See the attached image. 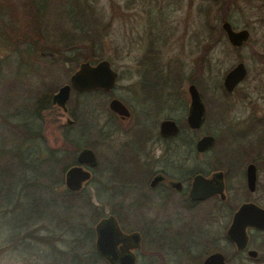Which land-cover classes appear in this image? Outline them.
Returning <instances> with one entry per match:
<instances>
[{"label": "rangeland", "instance_id": "rangeland-1", "mask_svg": "<svg viewBox=\"0 0 264 264\" xmlns=\"http://www.w3.org/2000/svg\"><path fill=\"white\" fill-rule=\"evenodd\" d=\"M91 1L95 3L96 9L103 13L105 21L110 22V27L107 29L108 32L103 41L102 57H100L99 60L103 58L109 59L112 67L118 72V87L115 90V95L117 97L135 104L136 110L142 108L143 103L141 104L139 99L144 97L143 92H138L137 95L134 96L129 87L134 82L136 83L138 81L137 77L144 75L145 70L148 68L146 62L149 59L145 56H151L148 51L151 32L160 36L158 40L161 43V45H159L160 51L156 54L160 61H156V63L159 66L162 65L163 70L161 74L169 75V68L172 69L176 62L179 64L177 72L182 75L181 77H183V80L178 90L180 94L178 95L179 98L176 99L177 107L173 109L172 106L174 101H166V95L148 91L151 92L150 95H152L149 100L150 114L149 116L141 115L146 123H149V121L154 123L163 115L172 116L181 122L186 121L188 104L190 101L187 87L192 83L190 81L191 78L198 74L195 73L191 75L196 69V57L199 55H203L206 60L210 57L211 69L208 70L207 68L209 61H204L202 74H198L195 78L196 82L193 83H195L198 88H202L201 92H203L205 98L208 99V105L210 103L213 109H215V103H218L222 97L218 82L222 83L225 72L229 68L238 63V61H243L250 69V79L255 73L257 64L255 62L256 59L253 50L256 47L259 48L258 45L264 42L260 41V38L264 37V0H225V5L229 4V7L225 10L227 11L226 19L230 21L233 28L236 30L244 27L250 30L251 36L248 41L249 43L243 48L234 49L229 45L225 37V42L219 41L207 51L203 48H197V35H202L204 22V16L199 13L198 7L200 5L202 9L207 7L210 3L208 0ZM0 2H5L10 7H15L16 10L20 9L18 12L19 16L17 17L18 23L20 24V20L24 19V15L21 13L23 11L22 7L27 0H0ZM49 5L51 9L60 7L64 13H67L70 9L67 0H50ZM48 17L54 29L58 30L56 31L57 36L60 35L62 27H67L70 24L68 23V18H63L66 17L65 15L62 17L59 16L61 20L56 17L55 13L49 14ZM25 18L28 19L29 17L27 16ZM71 18L79 19V17L76 16ZM210 22L212 24L218 22L221 26V14L216 8L211 12ZM79 24L82 23L79 22ZM22 57L24 59H29L32 55L15 51L11 45L6 44L5 36L0 34V87L3 81L5 84L11 81L10 88L13 90V95L17 97H20L24 92L25 87L23 86V80L25 86H27L29 82V79L23 78L24 76L29 78V72L33 74L31 78L32 84H30L31 89L33 87L35 89L37 83L43 82L46 79L51 83H57L56 86L58 88L60 85L68 83L70 75L77 69L69 72L67 75L66 72L69 69V63H65V65H60L59 68L55 69L57 76L45 78L38 74V72H43L41 69L43 65L37 66L38 72H31V63L22 65V67L18 68L22 63ZM34 67L36 68L35 65ZM104 98L105 97L102 95H97L95 93L87 95L82 94L79 96L72 93L68 105L69 107H73L79 101L88 103L91 107H97L101 106L100 103L106 100H104ZM154 106L157 108H154ZM168 106L170 107L169 109ZM163 107H165L164 114L160 115ZM208 112L206 111V119L202 128L195 131L187 130L186 128L182 129L181 139L182 137L187 139L191 138L194 143L196 139L207 134V132H212L221 136L220 125L212 118L214 116L209 115ZM94 113L93 111V115L87 118V120L92 123L94 121ZM108 114L109 111L105 109L99 116L96 113V117L98 116V119H102V117ZM66 119L67 115L62 112L61 108H57L56 105L47 111L45 121L46 123L47 121L51 122V124L47 125L45 131L46 138L49 141L48 146L52 147V144L55 143L57 138H60V125L64 124ZM2 134H4V138L7 137V133L0 130V139ZM81 141L82 143L94 145L95 130L91 129L85 131ZM7 144L9 146L11 143L8 142ZM108 144H105L101 148L99 147L101 153L103 151L104 156L107 158L112 156L118 142ZM44 145L47 146V142ZM10 147L13 146L11 145ZM193 154H189L186 148L180 147L178 150V155L181 159L186 156V159H219L220 157L219 153L214 150L200 157H195ZM25 159H28L27 161L29 164L24 172L20 171L14 175L13 173H9L8 169L7 174L2 176L5 180H1L2 177H0V184L2 185L1 190L4 193L2 196L3 200L13 196L15 187L20 185L21 182L27 183L25 189L27 199L22 206L14 212L5 213L0 216V247L3 248L0 256V264H45L46 262L49 264L77 263L78 257L75 253L80 252V247L71 248V252H65L60 249L68 245L66 239H70L71 234L69 231L64 232V230H62L64 227L62 222L53 218L55 215L62 214L65 211L66 206L63 205V197L56 196L54 191L43 189L42 186H39L37 184L38 169L36 166H33L36 165V161L27 157H25ZM7 162L3 163V167H9L10 163ZM41 170H46V166H41L40 171ZM41 184L46 185L45 177ZM95 185L94 181L89 182L85 192L91 196V200L97 205V209L103 211V215L108 214L111 212L109 195L98 194ZM60 188H65L64 183ZM35 195H40L42 199V203H40L38 207L42 211V218L45 219L44 221L49 229L46 226L37 229L38 224H35L28 228H21L19 236L16 237L18 228L25 222L26 215L34 214L31 209L37 210L31 204V198ZM198 214L200 215L201 212H198L197 215ZM186 217L187 216L182 215L181 221L187 220L188 217ZM228 224L229 218L225 217V255L227 258L229 257L228 262L230 264H262L259 260L250 259L246 257V255H234L232 257L234 247L226 237ZM128 229H137L141 231L143 227L133 225L127 227V230ZM144 230H146V228H144ZM156 230L159 236L156 235L155 241H152V238L150 239L151 241L147 238L145 240L147 249L152 251L157 250L162 254V256L158 258L156 264H192L189 255H199L203 253L206 248H210L211 245L223 246L221 239V221H215L213 224L205 227L199 220H196V222L190 226L189 230L180 227L179 224H176V226L170 228L167 232L165 230V232H163L160 228ZM30 231L44 237H49L46 235H53L56 243H48L47 245L44 242H38L35 238H33V240L32 237L26 236V233ZM193 231L197 234L196 238H193V234L191 233ZM23 235H25V237L22 238ZM152 235L153 234L150 236ZM60 237H65L66 239L60 242ZM166 238L167 240H165ZM263 239L264 236L254 234V243L260 244ZM161 240H165V242L162 244L160 243ZM148 261L149 259L147 256L139 257L138 264H147ZM199 263L200 260H197L194 264Z\"/></svg>", "mask_w": 264, "mask_h": 264}, {"label": "flooded vegetation", "instance_id": "flooded-vegetation-1", "mask_svg": "<svg viewBox=\"0 0 264 264\" xmlns=\"http://www.w3.org/2000/svg\"><path fill=\"white\" fill-rule=\"evenodd\" d=\"M241 29L248 31V37L240 46H233L228 42L234 49L243 48L249 43L250 30L245 27ZM225 37L227 39L226 34ZM260 41H264V37L260 38ZM258 47L253 50L257 64L253 77L250 79L249 67L243 61H238V63H243L245 74L230 90L225 86V92L221 94L220 101L215 103V109L210 103L208 105V99L202 96L194 83L205 106V119L206 111H210L208 114L214 116L212 118L221 127L220 159H181L178 155L182 129H185L183 127L195 131L201 129L203 124L193 129L186 121L183 125L180 120L165 115L160 116V119L154 123L151 121L146 123L143 120L141 115L149 116L150 114L149 100L152 95L148 91L166 95V101H174L173 109L177 107L176 99L180 94L178 90L183 77L161 74V68L149 69V64L156 63L157 59L147 60L148 68L145 74L137 77L138 81L129 87L134 96L138 92H143L144 97L139 99L141 104L143 103L142 108L138 110L132 102L115 95L119 75L109 90L96 88L84 92L71 91L70 97L72 93L82 95L96 91L95 94L102 95L105 97L104 100L106 99L100 103L101 106L95 109L93 123L87 120L88 116L84 114V103L78 101L72 107V112L67 104V111L64 113L67 119L64 123L63 135L67 138L77 137L80 142L87 124H93V130H95V150L93 151L97 157L96 165L92 168L85 164L81 165L89 170L90 178L83 182L80 190H86L87 184L94 181L98 194L109 195L111 206V212L102 215L100 219L113 215L123 232H139L140 247L132 249L136 257L135 264H138L139 257L147 256L150 261L151 259L158 260L162 256L161 252L146 248V238L148 240L152 238V241H155L156 235L159 236L157 228L167 232L179 224L180 227L189 230L196 220H199L205 227L215 221H221L222 227L223 246L211 245L210 248H206L205 251L210 250V252L202 259L204 260L207 255L215 251H220L226 257L225 217L229 218L230 224L234 212L245 203H254L264 209V42ZM236 64L225 72V77ZM113 98L121 100L127 106L130 112L128 117H122L111 110L109 103ZM219 105L223 106L221 113L217 112ZM154 108L157 107L154 106ZM105 109L109 111V114L98 119L99 114ZM164 110L165 107L160 115L164 114ZM168 119L177 124L178 131L174 134L163 135L160 132V125L163 120ZM207 134L213 135L216 140L214 133L207 132ZM198 139L193 143V156H204L213 150L215 140L213 145L205 151H197L195 144ZM112 142H118L119 146L117 145L112 156L107 158L103 151L101 153L99 147ZM78 164L77 159H74L65 172L71 166ZM198 175L202 176L199 180L196 179ZM193 186H197V189L203 187L204 193L209 194L203 198H192L190 192ZM198 212L201 214L197 215ZM182 215L187 216V220L181 221ZM133 225H139L143 227V230H127V227ZM246 231L248 241L243 249H237L226 236L234 247L232 257L246 255L255 260L260 254L259 245L262 242L254 243V234L260 235L264 233V230L248 227ZM191 233L193 238L197 237L194 231ZM151 234L153 235L150 236ZM165 240H161L160 243L163 244ZM250 249H255L257 256H249L248 250Z\"/></svg>", "mask_w": 264, "mask_h": 264}, {"label": "trees", "instance_id": "trees-1", "mask_svg": "<svg viewBox=\"0 0 264 264\" xmlns=\"http://www.w3.org/2000/svg\"><path fill=\"white\" fill-rule=\"evenodd\" d=\"M208 1L210 3L207 7L203 9L201 5L198 7L199 13L204 16V22L202 35H197V48H203L206 51L219 41L225 42V33L220 24L218 22L214 24L210 22L212 10L216 8L223 20L227 18V11L225 10L229 7V4L225 5V0ZM67 2H69L70 9L67 13H64L60 7L51 9L49 5L50 0H27L22 7L23 11L21 10L24 19L20 20V24L17 19L20 9L16 10L15 7L13 8L5 2H0V34L5 36L6 44L11 45L19 53L24 52L25 54L32 55L29 59L22 57V63L18 68L31 63V72H38L37 66L43 65L41 66L43 72H38V74L41 77L47 78L57 76L55 69L59 68L60 65H65V63H69V69L66 72L68 75L69 72L77 68V65L81 61L95 63L102 57L103 41L107 35V29L110 27V22L105 21L103 13L96 9L95 3L91 0H67ZM52 13H55L58 18L65 15L66 17L63 18L69 19L68 23L70 24L67 27L61 28L62 31L59 36L56 35V31L58 30H55L49 21L48 15ZM27 16L29 17L28 19L25 18ZM75 16L79 17V19L71 18ZM79 22L82 24H79ZM150 35L148 51L151 56L146 55L145 57L152 61L155 59L158 61L159 58L156 54L160 51L159 45L161 43L158 41L160 36L153 32ZM204 61H209L207 68L208 70L211 69L210 57L206 60L203 55H199L196 57V69L191 75L195 73L202 74ZM154 68H161L163 70L162 65L159 66L157 63L149 65V69L153 70ZM178 69L179 64L176 62L172 69L169 68L168 74L181 77L182 75L177 72ZM198 74L192 77L190 81L196 82L195 78ZM32 75L29 72V78L23 77L29 79V82L25 86L23 80L25 89L23 93L21 92L20 97L13 95V90L10 88L11 81H8L7 84L3 81L0 87V130L7 133L6 138L2 134L0 139V177L6 175L8 169L9 173H13L14 175L20 171L24 172L29 164L28 159H25V157L36 161V165L33 166H36L38 169L37 184L42 186L43 189L54 191L56 196L63 197V205L66 206L62 214L53 217L57 221L62 222L64 226L62 230L64 232L69 231L71 234L70 239L60 237V242L66 239L68 243L67 246L60 249L65 252H71V248L80 247V252L75 253L78 257V262L74 264H108L98 255L94 247V225L103 215V211L97 209V205L92 202L91 196L85 192L86 190L71 192L66 187L64 189L60 188L64 183L63 172L76 159L78 150L81 147H90L95 150V146L89 143H82V141L79 142L77 137H65L63 135L64 124L60 125V138H57L52 147L48 146L49 141L46 138L45 131L47 125L51 124V122L47 121L46 123L45 115L48 110L55 106L52 103V95L57 90V83H51L46 79L43 82L37 83L35 89L34 87L31 89ZM218 84L221 92H225L222 83L218 82ZM199 90L201 92L202 88L199 87ZM91 93H96V91L84 94ZM201 93L204 96L203 92ZM79 95L81 94L76 93V96ZM56 107L59 108L58 106ZM96 108V106L91 107L88 103L83 104V111L87 116H92ZM218 108L217 112L221 113L223 106L219 105ZM69 109L72 112V107H69ZM185 123V121L182 122L183 125ZM93 127V124H87L86 131L93 129ZM215 136L216 140L213 150L220 154V136L218 134H215ZM8 142L11 143L9 146ZM46 142L47 146L44 145ZM11 145L13 147H10ZM193 146L191 138L182 137L181 147L186 148L189 154H193ZM186 158L187 156L183 159ZM4 162L10 163L8 168L3 167ZM43 165L46 166V170L40 171ZM44 177L46 178V185L41 184ZM1 180H5V178L2 177ZM26 185V182H21L20 185L15 187L13 196L3 200L2 196L4 193L1 190L2 185L0 184V216L5 213L14 212L22 206L27 199ZM40 203H42L40 195H35L31 198V204L37 210L31 209L34 214L26 215L25 222L18 228L16 237L19 236L21 228H28L31 225L38 224L37 229L42 226L48 228V225L44 221L45 219L42 218V211L38 207ZM260 235L264 236V233ZM26 236L32 237V239L35 238L38 242H44L47 245L48 243H56L53 235H46L49 237H44L30 231L26 233ZM259 250L260 254L256 260L264 264V239L259 245ZM2 251L3 248L0 247V256ZM209 252L210 250H207L201 255H189L192 264L197 260H200L201 263L203 256ZM226 259L228 261L229 257H226ZM156 262L157 260L151 259L148 264H156ZM45 264L49 263L46 262Z\"/></svg>", "mask_w": 264, "mask_h": 264}, {"label": "water", "instance_id": "water-1", "mask_svg": "<svg viewBox=\"0 0 264 264\" xmlns=\"http://www.w3.org/2000/svg\"><path fill=\"white\" fill-rule=\"evenodd\" d=\"M221 28L227 36L228 42L233 46H240L248 37L246 29L234 30L227 19L221 22ZM245 74L242 62L236 64L223 77V87L231 89ZM118 72L112 67L111 61L103 58L95 63L81 61L77 69L70 75L69 82L60 85L52 95V103L61 108L63 113L67 111V101L72 90L84 92L101 88L109 90L114 85ZM190 98L186 122L190 128L201 127L205 120V106L199 90L194 83L188 86ZM109 107L122 117H128L130 112L127 106L119 99L113 98ZM178 126L173 120H163L160 125V132L163 135L174 134ZM214 136L206 134L200 137L196 144V150L201 152L211 147L214 143ZM78 165L71 166L65 172L64 184L71 192H77L83 186V182L90 178V172L81 165L85 164L92 168L96 165V155L90 147L81 148L76 156ZM202 176H196L201 179ZM252 179V178H251ZM253 180V179H252ZM192 198H203L209 193H204L203 187L197 189L193 186L190 192ZM264 230V209L254 203L242 204L232 216V220L226 229V236L235 244L237 249H243L247 245L248 234L246 228ZM94 247L99 256L108 264H135L136 257L132 249L140 247V234L123 232L117 224L113 215H108L97 221L94 225ZM251 257L257 256L255 249L248 250ZM202 264H229L226 257L220 251H215L205 257Z\"/></svg>", "mask_w": 264, "mask_h": 264}]
</instances>
